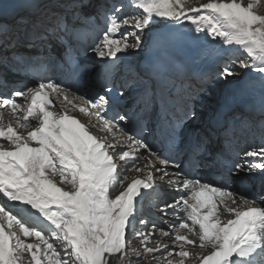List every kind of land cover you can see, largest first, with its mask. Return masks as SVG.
<instances>
[{
	"label": "snow or ice",
	"instance_id": "snow-or-ice-1",
	"mask_svg": "<svg viewBox=\"0 0 264 264\" xmlns=\"http://www.w3.org/2000/svg\"><path fill=\"white\" fill-rule=\"evenodd\" d=\"M258 4L0 0V88L6 90L7 72L16 74L19 67L54 58L69 57L77 75L114 80L120 54L141 48L143 33L157 19L210 38L226 51L245 54L226 56L216 79L241 75L237 65L261 79L258 117L225 106L209 116L203 129L189 128L168 115L172 86L162 61L137 74L138 111L132 113L121 114L113 103L123 98V91L114 96L107 88L85 97L52 78L0 93V264H188L190 257L199 264H264V200L249 201L233 190L234 178L242 173L264 174V146L243 151L238 161L221 160L211 148L213 137L238 125L258 119L264 129V15L255 10ZM84 29L92 35L85 51L99 58V65L79 64L77 41ZM193 105L184 103L186 118L196 119ZM77 109L94 117L111 142L107 135L92 134L73 114ZM154 116L167 122L163 139L154 134ZM140 120L145 122L141 125ZM136 126L138 132L133 131ZM213 167V179L198 175L200 169ZM124 171L139 175L113 196L117 186L129 180ZM157 190L177 193L171 202L159 203L168 227L152 223L149 228L148 220L139 219L138 229L140 200L152 192L155 205ZM156 234L160 239L149 246ZM129 237L138 240L139 247L132 246ZM57 242L60 250L54 246ZM189 246L207 254L193 255Z\"/></svg>",
	"mask_w": 264,
	"mask_h": 264
},
{
	"label": "bare ground",
	"instance_id": "bare-ground-1",
	"mask_svg": "<svg viewBox=\"0 0 264 264\" xmlns=\"http://www.w3.org/2000/svg\"><path fill=\"white\" fill-rule=\"evenodd\" d=\"M160 24L161 23H158L157 25H152V27L148 28L146 30V32L143 33V35H144V41H143V46L141 48L136 49V50L129 51L126 55L125 54H120L119 61L120 60H125V57H127L128 54H132L134 57H138L139 56V51L144 50L145 47H146V45L148 44V42L151 39H153V38L154 39L159 38L161 40H166L168 38L177 37L180 40V42L184 44V49L187 50V52L189 54V57L187 59L188 64H186V65H189L192 69L194 68L195 70L202 69V68H206V66H210L211 64H213V62L216 59H218L220 56L222 57L227 52L226 51V46H223V47L222 46H219L215 52H212L210 50V48H206L205 49L204 45L202 44V37H200L199 39H195L196 34H194V32H189L186 28H182L180 26H172V25L167 24V23H162L161 25ZM86 31L89 32L87 29H86ZM208 40L210 42H212L210 38ZM91 43H92V37L87 42V45H89ZM193 53L196 55V57L198 59V62L194 58ZM85 55L86 56H84V58L88 57L89 60L91 61V64H94V59L96 60V57L91 52H89V51L87 53H85ZM122 68L123 67L117 68V70L115 72L116 75H118V76H121V75L122 76H126V75H128V72L127 71L121 70ZM0 71H3V70L0 69ZM240 73H241V75H239V76H237L235 78H231V79L229 78L226 82H224V86L217 93L218 96H217V99H216L215 104L216 103L218 104L219 99H220V97H221V95H222V93H223L224 90L231 89V88H239V87H241L243 85V82L245 80L249 79V80H254L255 83H257L256 98H255L256 105L254 107L255 108H260V105H261V92H260V89H261V79H260L259 74L255 73V72H252V71H245V70H242V69H241ZM127 78H126L125 82L128 83V81L130 80V76L128 75ZM106 80H107V82H106ZM122 83L123 82H118L116 80H112V79L107 78V77L100 78V79L87 77L86 82H85V87H84V89L82 91H80L79 89H72L71 91L72 92H76L77 95H83V96L87 97V96H91L93 93L94 94L95 93L96 94L97 93H101V89L103 88L102 86H104L106 89L107 88H112L113 89V95L115 96L116 93H119L120 91H122V88L120 87V85ZM173 85L175 87H173ZM183 85H184V78H182L181 80H178L177 82H174L173 81V83L170 84V86H172L171 87V91H172L171 98L177 97V98L173 99V106H175V107H173V109L176 111L177 110L176 108L179 105H180V108H181L180 110L177 111V113L175 115H173V118H177V119L184 118V101H185L186 94H187L184 91V88L186 89L187 86H184L183 87ZM185 85H187V84H185ZM192 87L193 86H190V89ZM196 89L197 88L195 87L192 90V92H194ZM184 96H185V98H184ZM126 97H127V100L129 101V104H128V108L129 109H125L124 108V111H127V112L128 111L129 112L130 111H133V112L138 111V110H136V107H137V104H138V100H132L131 99V96L129 95L128 92L127 93L124 92L123 98H116V99H114L113 103L114 104H119L120 102H122L123 99H126ZM17 99L20 100L21 98H17ZM186 101H187V99H186ZM215 104L213 106H217V104L216 105ZM68 107L70 108L71 106L69 105ZM211 108H213V107H211ZM214 108L212 109V112H213ZM212 112H211V114H212ZM73 114L76 115L81 120V122L85 123L88 126V128L92 132V134L100 137L97 133H95L96 131H94L92 128H90V126H89L90 123H88L92 119L93 122H96L97 123L96 124L97 127L100 128L99 122L96 121L94 117H91L90 118L88 116H85L84 114L79 113L78 109ZM121 114H123V111H121ZM112 115H113V112H112L111 109H109L108 110V116L111 117ZM7 118H8L7 117V110H5V121H4L5 124H7ZM86 118H87V120H86ZM152 119L154 120L153 123L157 121L156 120L157 118H155V117H153ZM183 120L186 122L188 119L187 120L186 119H183ZM135 122L136 121L134 119L133 123L135 124ZM144 122H145V120H140V124L141 125ZM199 125L200 124L198 122H194V123H192L189 126V128H193L192 126L199 127ZM135 128H136V130L133 128V131L138 132L139 131V126H136ZM99 130L101 131V128ZM252 131H253V134H255L257 131H261V130L260 129L259 130L258 129H252ZM262 131L264 132V129ZM263 132H259L258 133V136L256 134V138H253L252 137L251 140L255 139V140H258L259 141V138L260 139H262V138L264 139V133ZM238 133L237 132L236 133H230L231 135L228 134V133H226V140L228 141V146L229 147H235V146H237V147H235L237 150L234 148V150L230 151V154H229V155H231L230 157L234 156L233 157L234 159L240 160V156H236V153L239 152L240 150L245 149L246 148V145H249V144H252L253 143V145L255 146L256 143H255V141L254 142H251V140L249 139V137H247L246 132L242 131V135L241 136H240L241 131L240 132L238 131ZM244 133H245V135H244ZM101 134H102V132H101ZM107 136L110 137V135H107ZM102 137H105V136H102ZM235 137H237V141L238 142H236L233 139ZM257 137H259V138H257ZM239 139H240V141H239ZM215 141H217V142L212 147V150H214V151L223 150L224 151L225 150V147L222 145L220 137L218 139L215 138ZM263 141H262V144H263ZM154 146L155 147H159L158 144H155ZM248 149H246V150H248ZM214 155H216V153ZM229 155L228 154H225L224 158H228L229 159ZM250 159H252L253 162L259 161L257 158H250ZM257 172L258 171H255L254 170L253 174L248 175V176H244V179L246 180V183L245 184L246 185H249L251 187H253V184H255V182H257L256 177L257 178L259 177V179H261L260 182L257 183L261 188L258 186L254 191H252V193H253V196L252 197H251V194L249 196L248 193L245 192L244 186L241 187V185H239L237 183L236 179H234L233 190L237 191L240 195L247 196V198H248L249 201L255 200V201H257V203H259L261 201V199H262L261 198L262 197V193H263V197H264V174H261V173L259 174ZM132 174H134V173H132ZM214 174H215V168L214 167L212 169L202 168L198 172V175L201 176V177H203L206 180L213 179ZM254 175H255V177H254V180H253V178H251V177L254 176ZM132 176H134V175H132ZM216 179H219V178L216 177ZM251 181H252L253 184L251 183ZM128 182H130V180H128ZM262 183H263V187H262ZM124 187H126V186H124ZM157 193H158L159 198H160L159 201H158V204L160 202H163V201H167L168 202V201H170V199L176 197V195H177V193L171 192V191L168 192V193H165V194H163V193L161 194L157 190ZM149 196L154 197V194L152 192H148L147 194H144L143 197L141 198L140 202L142 200H144L146 197H149ZM0 203H3V200H0ZM260 206H264V204H261ZM139 216L145 217L144 214H141V211H140V215ZM159 216L161 217V214ZM146 218H147V216H146ZM148 218H149V221L154 222L155 224L158 225V227L159 226H166V224H167L165 222V220L162 219V218L161 219L160 218L159 219H156V218L154 219L152 217L150 218L149 216H148ZM166 227H168V225ZM28 240L31 241V238H29ZM32 240H33V238H32ZM198 243L199 242L197 240V245H198ZM199 251L200 252H198V253L201 254V255L207 254V250H199ZM28 258H30V257L26 256L25 257V260L28 259ZM197 264H199L198 258H197Z\"/></svg>",
	"mask_w": 264,
	"mask_h": 264
},
{
	"label": "rangeland",
	"instance_id": "rangeland-1",
	"mask_svg": "<svg viewBox=\"0 0 264 264\" xmlns=\"http://www.w3.org/2000/svg\"><path fill=\"white\" fill-rule=\"evenodd\" d=\"M203 2H207V0H193V5L192 6H198L199 3H203ZM240 2H242L243 4L246 5L249 2V0H240ZM255 10L257 11L258 14L264 15V0H259L258 7ZM158 23H161L162 24V22L159 19H157V20H154L152 22V25H157ZM194 34H196L195 39H199L200 37H202V44L204 45L205 49L206 48H210V50L212 52H215L217 50V48L219 46H221L219 44H215L213 42H210L208 40L209 38H207V37H205L203 35H200V34H197V33H194ZM233 54L236 55V56H240V58H246L245 57V54H242L239 50H235L234 53L232 51H227L222 57L220 56L218 59H216L213 62V64H211L210 66H206V68H202L203 71L201 72V74H199V75H197V77H194L191 80H189L190 83H186L187 85H183V87L184 86H187V88H190V86H193L189 90H186L187 88L186 89L184 88V91L187 93L186 94V98L184 96V98H185L184 103L186 102V99H187V101L189 99L190 100V103H192L194 101V105L193 106H194V110H195V113H196V119H189V118H187L188 120L186 121L185 124L188 127L190 126V124H192L194 122H198L199 124L201 123L199 125L200 128L202 126L206 125L205 123H203V120L209 117L211 107H213V105L216 102V99H217V96H218L217 93L224 86V82H226L229 79L228 78L226 81H222L220 79H216L215 78V74L218 71L219 65L224 61V59L226 58V56L233 55ZM193 55H194V58L198 62V59H197L196 55L194 53H193ZM134 58L135 57L132 54H128V56L125 57V60L116 61V64L118 65V68L119 67H123L121 70L127 71L128 72V75L130 76V80H129L130 82L128 81L129 83L127 84V86L122 89V91L125 92V93H127V92L129 93L130 92V90H129L130 89V86H131L130 83H134L135 80H136V78H137L136 75L134 74V71H133V67L135 65L134 64L135 63V59ZM96 65H99V58H97V57H96ZM237 68H238V71H241V69H239L238 65H237ZM128 75H126V76H122V75L121 76H118V75H116L115 72L113 73V76L115 77L114 80H116L118 82H123V83H125V80L128 77ZM101 76L102 75H100L98 77L101 78ZM231 78H235V77H230V79ZM195 87L197 89L194 92H192V90ZM101 94H102V91H101ZM95 95H96V93L95 94L93 93L91 96H87V97H94ZM128 104H129V101L127 100V97H126V99H123L122 102L120 103L121 110L123 108L129 109L128 108ZM136 110H138V108H136ZM198 111H200V112H198ZM132 112L133 111H130L129 113H132ZM252 113L256 117L259 116V115H257L258 111H253ZM184 118L186 119L185 116H184ZM86 120H87V118H86ZM88 123H90V125H89L90 128H92L94 131H96L95 133H97L100 137L106 136L107 133L104 132L103 130L100 131L99 130L100 128H98L97 125H96L97 123L96 122H93L92 119ZM192 127H195V126H192ZM134 129L136 130L135 127H134ZM252 129H258V130L260 129L261 131H257L255 134H253ZM262 130L263 129H261V127L259 125V121L257 119V120H254V121L250 122L246 126H239L238 125L234 129H230L229 132H228V134H230V133H236V132L238 133V131L239 132L241 131V133H240V136H241L242 135V131H244V132H246L247 137H249V139L251 140L252 137L253 138H256V134L258 136V133L259 132H263ZM101 132H102V134H101ZM107 135H110V134H107ZM244 135H245V133H244ZM237 137L233 138L236 142H238L237 141ZM108 138H109V141H111V136L110 137L108 136ZM257 138H259V137H257ZM220 139H221L222 145L225 147V150L224 151L223 150L214 151L216 154H219V156H225V154H228L229 155L230 154V151L234 150V148L237 147V146H235V147H229L228 146V141L226 140V133H222L220 135ZM262 139L259 138V141L260 142L258 140H255V139L251 140V142H254L255 141L256 144L255 143L254 144H255L256 147L253 145V143L252 144H249V145H246V148L243 149V150H240L239 152H237L236 153V156H240V154L243 151H246V149H248V148H253V147L254 148H259L261 146H264V141H263L264 139L263 140ZM261 140L263 141V144H262V141ZM239 141H240V139H239ZM215 143H216L215 142V137H213V142H212L211 147L214 146ZM257 162H259V161H257ZM132 173H134V174H132ZM257 173H259V172H257ZM122 175L127 176L129 178V180H130V178L133 177L132 175L136 176V175H139V174L135 173L134 171H124L122 173ZM243 176L244 175L241 174L240 177H237V178H234V179H236L237 182H239V184L243 185L241 183L242 182L241 181V178ZM254 177H255V175L252 176L251 178H253V180H254ZM256 180H257V182H255V184H253L252 181H251V183L253 184V191L259 186L257 183H259L261 179H259V177L258 178L256 177ZM127 182H128V180H126L123 184L118 185L117 188L115 189V191L113 192V196H115L117 193H119V191H121L124 188V186L127 185ZM262 187H263V183H262ZM168 192H170V191L169 190H163V191H161V193H163V194L168 193ZM171 192H173V191H171ZM261 198H260L261 200H264L263 199L264 198L263 197V193H262V197ZM172 199H170V201H172ZM170 201H168V202H170ZM158 208H159V205H156V206L153 207V209L156 210V211H158ZM159 215H160V213L158 214V216ZM158 216H155L156 219L158 218ZM159 218L161 219L160 216H159ZM139 219H142V218H139ZM146 220L149 221L148 216H147ZM136 225H137V228L139 229V221H138V219L136 221ZM151 225H152V221L151 222L149 221L148 227L151 228ZM166 226H167V224H166ZM166 226H159V227L166 229L167 228ZM129 239L131 241V245L132 246L139 247V241L138 240L132 239L131 237H129ZM156 239H160V237H159L158 234H156V235L153 236V242L150 243L149 246H154V241ZM165 243H168V241L165 240ZM54 246H56L58 248V250H60L59 242H57V244L54 245ZM187 250L190 253H192L193 255H195V254H199L198 252H200L199 250H201V249L198 246H196V247L189 246ZM139 264H146V262L144 260H140ZM188 264H197V259H192V257H190L189 258V261H188Z\"/></svg>",
	"mask_w": 264,
	"mask_h": 264
}]
</instances>
